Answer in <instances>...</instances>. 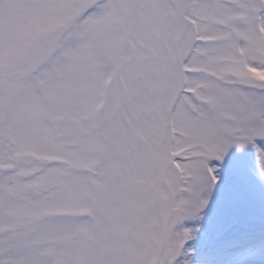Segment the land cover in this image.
Instances as JSON below:
<instances>
[{
    "label": "snow or ice",
    "instance_id": "snow-or-ice-1",
    "mask_svg": "<svg viewBox=\"0 0 264 264\" xmlns=\"http://www.w3.org/2000/svg\"><path fill=\"white\" fill-rule=\"evenodd\" d=\"M257 202L264 0H0V264H251Z\"/></svg>",
    "mask_w": 264,
    "mask_h": 264
},
{
    "label": "rangeland",
    "instance_id": "rangeland-1",
    "mask_svg": "<svg viewBox=\"0 0 264 264\" xmlns=\"http://www.w3.org/2000/svg\"><path fill=\"white\" fill-rule=\"evenodd\" d=\"M261 213L262 212L257 210L255 205L253 204V206L251 208V214L254 217H256L257 219H259V217L261 216ZM254 226H258V225L254 224ZM211 241H212V235L210 233L208 225L206 224L205 225V230H204V232L200 233L199 239H197L196 241L190 242L189 246H194L195 249H196V252H197V255L195 257H193V259H197L198 254L203 255L204 253L208 252L211 249V247H212ZM256 260L260 261V262H264V257H261V258L256 259ZM224 261H227V260H223L221 262V264H224L223 263ZM227 262H228V264H231V262H229V261H227ZM217 264H220V262L217 263ZM262 264H264V263H262Z\"/></svg>",
    "mask_w": 264,
    "mask_h": 264
}]
</instances>
